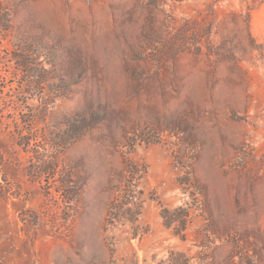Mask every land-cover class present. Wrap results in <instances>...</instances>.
I'll list each match as a JSON object with an SVG mask.
<instances>
[{
  "label": "rangeland",
  "instance_id": "obj_1",
  "mask_svg": "<svg viewBox=\"0 0 264 264\" xmlns=\"http://www.w3.org/2000/svg\"><path fill=\"white\" fill-rule=\"evenodd\" d=\"M0 264H264V0H0Z\"/></svg>",
  "mask_w": 264,
  "mask_h": 264
}]
</instances>
